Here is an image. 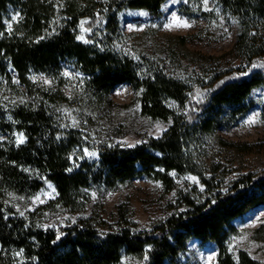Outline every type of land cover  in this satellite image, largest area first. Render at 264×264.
Returning a JSON list of instances; mask_svg holds the SVG:
<instances>
[{"label":"trees","instance_id":"1","mask_svg":"<svg viewBox=\"0 0 264 264\" xmlns=\"http://www.w3.org/2000/svg\"><path fill=\"white\" fill-rule=\"evenodd\" d=\"M167 1L0 0V89L23 88L26 97L23 104L0 101V135L5 136L0 141V264H126L125 258L142 264H193L184 260L191 240L215 250L213 264H264L246 251L233 256L227 244L238 234L234 222L264 205V172L245 174L219 190L205 177L201 140L233 128L254 106L264 117V102L256 97L264 90V74L256 71L235 81L215 75L216 87L198 102L191 85L166 75L150 58L133 59L116 49L125 22L162 25ZM215 2L233 23L232 49L248 64L264 60V0ZM177 11L206 18L181 6ZM98 18L104 25L102 42L87 46L76 40L80 21ZM63 69L83 74L88 99L104 100L128 83L134 92L141 91V113L163 121L171 117L168 128L135 147L105 145L97 148V159L86 158L84 148L90 145L83 133L63 122L66 98L34 81L35 76L56 77ZM167 100L179 112H172ZM173 172L198 176L207 195L197 201L178 192L172 207L184 210L150 229L134 231L122 207L116 223L79 218L59 228L40 224L46 211L79 212L90 191H114L140 178L158 181L167 193L175 188ZM47 182L56 197L34 211L19 214L8 203V194L30 198ZM256 234L264 240V225Z\"/></svg>","mask_w":264,"mask_h":264},{"label":"rangeland","instance_id":"2","mask_svg":"<svg viewBox=\"0 0 264 264\" xmlns=\"http://www.w3.org/2000/svg\"><path fill=\"white\" fill-rule=\"evenodd\" d=\"M184 7L190 12H201L206 18H188L177 11ZM166 18L163 24L137 20L125 22L124 38L116 49L131 58H150L166 75L192 86L193 101L202 102L214 90L213 78L222 74L224 80H239L253 72L264 74V60L246 59L232 49L234 27L215 0H168L164 4ZM170 18L180 21L178 28L170 24ZM187 24V26H183ZM103 21L83 19L79 23L76 40L84 45L102 42ZM264 35V31L261 32ZM186 37L185 42L177 40ZM84 76L76 70L63 69L53 78L35 76L34 81L49 93L63 94L66 101L61 106L63 122L79 129L90 145L84 148V156L97 159V148L107 145L135 147L151 137H159L168 128L171 117L166 121L144 116L141 109V91L134 92L128 83L112 89L106 99H88L84 95ZM24 89L21 92L8 88L0 89V101L10 104L25 103ZM264 102V90L256 93ZM172 112H179L177 104L167 100ZM5 138L0 135V141ZM205 177L216 188L225 191L232 183L248 173L264 172V117L261 109L252 110L231 129H218L202 137ZM246 144V145H245ZM175 188L164 192L158 181L140 178L119 186L114 191L88 193L86 205L79 212L67 210L46 211L40 217L42 228L65 227L79 218H96L106 223L118 221V209H127L128 220L134 231L147 230L168 219L174 212L178 192L189 194L200 201L205 195V185L198 176L172 173ZM195 179H192V178ZM193 190H196L195 192ZM56 197L51 182L45 183L39 192L30 198L8 194V203L19 214L34 211ZM234 225L238 234L228 239V251L236 256L246 251L253 259L264 263V240L256 239L258 226L264 225V205L249 212ZM188 253L184 260L193 264H213L215 250L200 248L195 240L188 242ZM126 264H142L130 258Z\"/></svg>","mask_w":264,"mask_h":264},{"label":"snow or ice","instance_id":"3","mask_svg":"<svg viewBox=\"0 0 264 264\" xmlns=\"http://www.w3.org/2000/svg\"><path fill=\"white\" fill-rule=\"evenodd\" d=\"M207 2H208V0H204V3L205 4H207ZM13 19H16V17L13 16ZM177 23H181V22L180 21H177ZM183 26H187V24H184ZM19 142L20 143H23V136L22 135L19 137ZM192 179H195V178L193 177Z\"/></svg>","mask_w":264,"mask_h":264},{"label":"bare ground","instance_id":"4","mask_svg":"<svg viewBox=\"0 0 264 264\" xmlns=\"http://www.w3.org/2000/svg\"><path fill=\"white\" fill-rule=\"evenodd\" d=\"M169 20H170V24L169 25L173 26L174 28H178L179 23H177V20L172 19V18H170Z\"/></svg>","mask_w":264,"mask_h":264}]
</instances>
